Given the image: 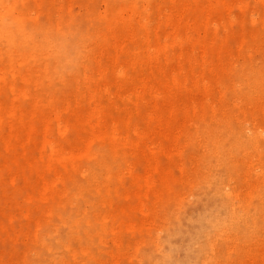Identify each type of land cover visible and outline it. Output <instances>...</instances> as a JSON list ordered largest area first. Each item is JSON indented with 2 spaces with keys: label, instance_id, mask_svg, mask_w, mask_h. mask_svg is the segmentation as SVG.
Wrapping results in <instances>:
<instances>
[{
  "label": "rangeland",
  "instance_id": "rangeland-1",
  "mask_svg": "<svg viewBox=\"0 0 264 264\" xmlns=\"http://www.w3.org/2000/svg\"><path fill=\"white\" fill-rule=\"evenodd\" d=\"M180 4L198 6L204 14L193 25H185L188 19L192 20L194 12L192 8H185L186 5L181 7ZM87 10L116 25L110 32H105L101 20H97L93 31L99 36L116 35L121 38V27L129 23L134 26L130 29L133 34L139 32L137 36L144 41L154 39L166 48H170L175 36L185 40L179 54L167 51L160 60H150L143 65L142 71L149 79L159 74L164 80V83H153L147 92L136 89L126 72L113 75L121 92L109 96L108 100L119 101L116 104L118 110L122 109L124 103L123 108L128 112L159 114L157 121L161 123L150 131L147 127L137 130L140 141L135 157L123 158L122 163L114 160L105 162L108 167L106 174L110 179L127 173L129 169L135 168V172L122 184L124 198L114 195V199L108 197L98 203H112L106 205L105 214L109 224L105 230L102 232L94 228L88 232L98 244V249H90L87 245L74 249L80 232L77 220L72 215V207L84 201H79L73 194L79 189L77 185L61 184L58 187L61 195L71 193V196L70 207L65 212L57 213L51 212V207L39 210L26 202L31 192L20 189L19 180L22 177L19 170L1 174L0 264L171 263L177 251L167 247L164 238L171 236L177 219L183 222L187 220V214L182 213V202L192 203L195 194L200 191L176 187L169 192L170 198L167 200L157 203L153 198L159 197L163 179L179 176L180 170L188 174L186 177L193 184H198L200 179L210 174L217 177L224 175V171H219V166L206 160L209 159V152L203 144V136L199 137L197 144H193L187 138V133H195L198 124L206 118L215 123L229 116L239 123L246 137H256L257 141L256 146H252L248 144L249 139H244L243 142L232 143L225 151L223 157L226 165L247 164L252 172L251 176L246 170H236L232 183L238 186L240 193H245L255 184L253 177L257 178L261 182V185H257V194L263 206L252 212L258 219L252 226L247 225L245 215L249 213L245 212L243 206L246 203L240 196L229 197L226 204L219 201L212 204L213 208L205 212L201 219L207 225H211L210 219H216L215 229L204 234L207 249H197V260L182 250L180 264H264V170L261 166L264 164V78L258 85L250 86L249 90L257 87L254 93L249 90L244 92L241 81L230 73L223 79L227 68H241L244 60L252 62L264 76V0H0V28L12 22L15 25L30 23L36 27L49 25L55 30L65 29L66 14L75 15ZM177 24L183 27L178 30ZM256 34L259 37L257 43L251 40ZM3 45L4 36L0 34V46ZM96 45L95 38L87 40L85 44L88 50ZM204 51L207 57L199 61L203 73L186 79L181 71L183 65L194 66L197 61L192 59V54L202 56ZM53 53V45L47 43L43 46L42 55L50 56ZM0 58L4 63V66H0V117L9 114L5 112L6 103L17 106L12 113L16 120L4 122L5 119L0 123L3 134L12 138L22 137L23 127L19 119L26 121L31 115L37 117V125L31 130L36 137L42 134L45 126L54 127L58 132L60 127H57L67 120L64 113L66 104H72L69 110L78 114L84 103H88L89 108L84 106L86 111L76 115L79 128L70 133L66 143L61 144L62 151L57 162L60 165H75L79 152L88 148L95 151L107 141L120 147L125 145V138L117 130L118 127H113L106 118L107 111L102 108L104 96L89 92L96 81L102 88L98 79L100 71L95 68L94 72H90L87 65L91 63H84L80 57L75 65V74L71 77H77V80H73L72 90L67 93L53 92L48 97L46 109H43L42 105H38L43 102L37 98L43 95H38L42 90L28 83V79L33 83L40 72L34 71V68H9L13 63L11 52H0ZM135 93L141 94L140 102L138 105L131 103L128 107V100ZM127 123L134 125L128 119ZM224 125L229 127L231 123ZM86 135L92 139L89 140ZM46 139L54 142L55 135L49 134ZM178 151L181 153L177 154ZM153 156L155 162L152 164ZM31 161L30 156H24L21 162L31 164ZM80 168L90 175L91 188L97 187L95 179L99 178V172L92 168L87 171L83 166ZM193 169L198 171L197 175L191 173ZM147 172L150 176L145 179ZM141 180L150 185L149 191L143 195L139 189H134ZM9 182H16V188H7L5 184ZM31 185L35 186L36 182H31ZM219 187L224 191L223 183ZM213 191L217 192V187ZM134 192L147 199L140 202L125 199L127 194L129 196ZM190 193H193V197ZM217 195L211 194L210 199L214 200ZM255 203L252 202L253 205ZM125 212L128 217L121 216ZM51 214L53 220L45 230L41 227L42 219ZM232 218L236 220L235 225H230ZM243 225L247 229L241 233L240 227ZM144 231L149 232L151 241L143 234ZM173 241H179V238L175 237ZM150 242H153L154 245L150 247L154 249H146ZM227 254H231L229 258H225Z\"/></svg>",
  "mask_w": 264,
  "mask_h": 264
},
{
  "label": "bare ground",
  "instance_id": "bare-ground-1",
  "mask_svg": "<svg viewBox=\"0 0 264 264\" xmlns=\"http://www.w3.org/2000/svg\"><path fill=\"white\" fill-rule=\"evenodd\" d=\"M185 8H192L194 14L192 20L188 19L185 25H193L198 21V17L203 15L204 12H200L198 6L191 4H180L179 6ZM198 13V14H197ZM97 20H101L104 25V31L110 32L116 27L112 22H107V19L103 16H95V14L79 13L75 15L66 14L64 18L65 29L55 30L49 25H43L40 27L32 26L30 23H24L23 25H15L10 22L8 25L4 26L3 29L0 28V34L4 36L5 45L0 46L1 53L11 52L13 63L9 68H34V71H39L40 75L38 78H34L33 83L28 79V83L32 86H37L42 90L37 96L39 101L38 105H42L43 109H46L48 97L53 92H63L65 93L72 90L73 80H77V77H72L75 69L76 63L82 57L84 63H91L89 66L90 72H94L95 68L100 71V76H98L99 82H94L93 88L90 89V93H101L104 96L102 102V108L106 109V118L113 127H118V131L125 138V145H116L110 141L104 142L105 145L95 151L90 148L79 152L76 155V164H62L60 165L57 161L60 158V153L62 151L61 144L66 143L69 140L70 133L76 131L79 128V122L76 119V115L81 114L89 108L88 103L79 109L78 114H74L69 109L72 108V104H66L64 113L67 116V120L64 124H61L59 131L56 132L54 127L45 126L42 129V134L40 136L33 135L31 130H34L35 125H37V117L34 115L29 116L26 121L19 119L20 124L23 127L22 137L12 138L9 135L3 134L0 129V161L3 167L0 168V175L9 171L19 170L21 172V180H19L20 189L26 192H31L26 202L30 206H35L39 210H43L45 207H51L54 212H65L67 208L70 207L69 198L70 194L61 195L58 191V187L61 184L77 185V189L73 194L80 199L84 200L81 204L73 205V218L77 220V228L79 230V237L75 241L74 249H81V245H87L90 249H98L99 246L95 240L89 236V230L94 228H99L102 232L105 227L108 226L109 222L105 214L107 210L106 205L112 204L106 203V205H98L100 200H104L108 197L114 199V195L123 197V190H121L124 180L131 177L135 168L129 169L125 174H119L114 179H110L106 174L108 167L105 164L107 161H117L122 163L123 158H131L136 156V148L140 141V135L137 130L139 128L147 127V130L154 129L161 122L157 121V116L159 114H148L142 115L141 112L130 111L128 112L124 109L122 104V109L118 110L116 104L119 101H109L108 97L121 92V87L114 79L113 75L116 72H126L131 78V84L140 91L147 92L153 87V83H164V80L159 76V74L154 75L153 78H148L142 71L143 65L147 61L160 60L164 54L168 51L171 54H179L180 46L185 43L183 37L175 36L170 48L162 46V44L156 40L144 41L139 38V32L132 33L130 31L134 26L127 24L121 27V38L114 36H99L94 34L93 28ZM191 20V21H190ZM179 22V21H177ZM183 26L176 25V28L180 30ZM138 28V27H137ZM139 30V28L137 29ZM7 36V37H6ZM95 38L97 40V45L94 49H86V41ZM252 41H259V37L256 34L251 38ZM33 43V46L29 45ZM49 43L54 46V53L50 56L42 55V49L45 44ZM101 53L103 55H101ZM207 53L204 51L202 56L198 53L192 54V59L197 61L194 66H188L184 64L182 70L184 72V77L186 79H192L196 74H202L203 70L199 65L201 58H206ZM22 60V61H20ZM0 66H4L0 58ZM252 62L244 60L241 68L230 69L227 68L223 73V79L227 76L234 75L237 77L243 86V91L247 92L251 85L259 84L264 76L261 71L256 68ZM177 69V67H174ZM220 72V71H219ZM75 74V73H74ZM79 78V74L77 75ZM95 80V78L93 77ZM27 80V79H26ZM159 81V82H158ZM71 85L70 87H68ZM257 87L251 89L252 93L256 92ZM1 80H0V92H1ZM2 94V93H1ZM141 99V94L135 93L133 97L128 100V107L131 103L139 104ZM47 100V101H46ZM251 102L253 101L250 97ZM5 112L8 115L0 117V123L6 121L16 120L15 116H12L17 109V106L13 104H5ZM130 122H134L133 126L127 123V119ZM225 123H231V125L225 126ZM216 129V130H215ZM49 134L55 135V141L50 142L46 139ZM88 134V133H87ZM203 136V144L206 150L209 152L208 158L206 159L212 165L219 166L220 172H225L223 176L217 177L210 174L208 177L200 179L198 184H193L188 181L187 175L184 171L180 170L179 176L177 177H167L164 178L160 184L161 193L159 197L153 198L154 202H160L170 198L169 192H171L176 187H185L189 191L195 190V199L191 201H183L182 213L187 214V220L183 222L177 219L175 225L171 229V236L164 238V242L167 247L171 249H176L177 255L171 263L165 261L163 264H180L181 257L180 252L186 250V254L197 260V249H207L204 239V234L208 231L215 229L213 227L216 223V219L209 220L211 225L203 222L201 219L204 217V213L208 212L217 201L221 204H226L229 197H239L244 203L243 207L245 212L249 215H245L247 220V225H254L258 220L257 217L253 215L252 212L255 208H261L263 206L260 201V197L257 194V185L261 182L257 178L253 177V182L255 184L251 185L250 190L245 193H240L237 185L233 184V177H235V172H241L246 170L248 174H251L250 165L236 164L234 166L226 165L224 161V154L227 148L232 143L243 142L244 139H249L248 144L256 146V137H246L243 134L242 127L239 123L233 119V117H223L220 121L213 123L206 118L198 124V128L195 133H187V138L197 144L199 137ZM88 139H92L89 135H86ZM130 149V150H129ZM181 153V151H178ZM15 154H18L15 156ZM183 154V152H182ZM24 156H30L32 158L31 164H22V158ZM155 162V157H152V164ZM81 166L85 167L88 171L92 168L99 172V178L95 179L97 187L91 188V177L86 175L84 170L81 171ZM148 166V163H147ZM264 170V164L261 165ZM104 169V170H100ZM139 170V168H136ZM193 175H197L198 171L196 169L191 170ZM149 173H145V179L149 178ZM114 180V181H113ZM31 182H36L35 186L31 185ZM29 183V184H28ZM223 183V189H220V185ZM9 189L16 188V182H9L5 184ZM217 187V192L213 189ZM227 187V188H225ZM0 187V191H1ZM134 189H139V192L145 194L150 189L149 183L146 184L143 180L138 181ZM223 192V193H222ZM218 193L214 200H211V194ZM193 197V193H190ZM124 198V197H123ZM125 199L131 200L132 202H140L147 199L145 196L132 193ZM256 201V205L252 202ZM212 204H214L212 206ZM89 211L91 213H89ZM257 211V210H256ZM197 212L198 215H193ZM251 212V213H250ZM121 216L128 217L127 213H122ZM6 219H3L5 221ZM53 220V215H49L48 218L42 219L41 227L43 229H48L51 221ZM226 223V220H224ZM236 220L233 218L230 220V225H235ZM247 226H241L240 231L243 233L246 231ZM248 231V230H247ZM62 232V230L60 231ZM249 232V231H248ZM143 234L146 235L149 241L151 236L149 232L144 231ZM175 237L179 238V241H173ZM150 245H154L150 242L146 249L151 248ZM264 246V245H263ZM247 249V248H245ZM262 249V248H254ZM231 254H227L225 258H229Z\"/></svg>",
  "mask_w": 264,
  "mask_h": 264
}]
</instances>
